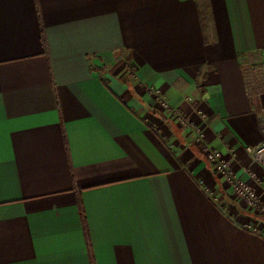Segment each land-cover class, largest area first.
<instances>
[{
    "label": "crops",
    "instance_id": "crops-1",
    "mask_svg": "<svg viewBox=\"0 0 264 264\" xmlns=\"http://www.w3.org/2000/svg\"><path fill=\"white\" fill-rule=\"evenodd\" d=\"M251 53L264 0H0V264H264L196 142L264 192Z\"/></svg>",
    "mask_w": 264,
    "mask_h": 264
},
{
    "label": "built area",
    "instance_id": "built-area-1",
    "mask_svg": "<svg viewBox=\"0 0 264 264\" xmlns=\"http://www.w3.org/2000/svg\"><path fill=\"white\" fill-rule=\"evenodd\" d=\"M248 58L251 61V66L248 69V87L252 90L259 89L260 86L264 85V65H258V60L252 53L249 54ZM151 92L162 108L172 110L161 90L151 89ZM174 114L182 124L194 126V123L181 114H176V112ZM196 142L201 145L206 160L214 166L215 170L223 177L225 183L234 190L238 198L250 209L264 214V192L258 191L251 182L236 175L224 153L207 144L201 129H197ZM246 150L250 154L253 163L264 169V137L260 143L247 146ZM248 172L254 179L258 180L254 171L249 170Z\"/></svg>",
    "mask_w": 264,
    "mask_h": 264
},
{
    "label": "rangeland",
    "instance_id": "rangeland-1",
    "mask_svg": "<svg viewBox=\"0 0 264 264\" xmlns=\"http://www.w3.org/2000/svg\"><path fill=\"white\" fill-rule=\"evenodd\" d=\"M259 64H261V62H260V61H258V65H259ZM162 109H164V108H162ZM164 110H165V109H164ZM183 127H185V125H183Z\"/></svg>",
    "mask_w": 264,
    "mask_h": 264
},
{
    "label": "trees",
    "instance_id": "trees-1",
    "mask_svg": "<svg viewBox=\"0 0 264 264\" xmlns=\"http://www.w3.org/2000/svg\"><path fill=\"white\" fill-rule=\"evenodd\" d=\"M127 61H129V60H127Z\"/></svg>",
    "mask_w": 264,
    "mask_h": 264
}]
</instances>
